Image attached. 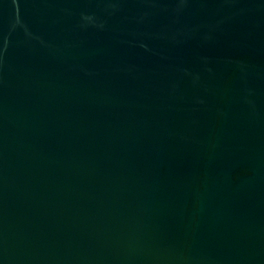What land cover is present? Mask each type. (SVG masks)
Instances as JSON below:
<instances>
[{"label": "water", "instance_id": "water-1", "mask_svg": "<svg viewBox=\"0 0 264 264\" xmlns=\"http://www.w3.org/2000/svg\"><path fill=\"white\" fill-rule=\"evenodd\" d=\"M0 264H264V0H0Z\"/></svg>", "mask_w": 264, "mask_h": 264}]
</instances>
